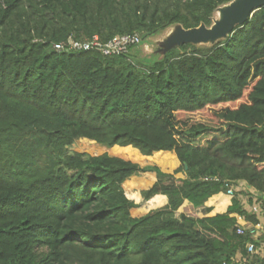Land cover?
Returning a JSON list of instances; mask_svg holds the SVG:
<instances>
[{"label": "trees", "instance_id": "1", "mask_svg": "<svg viewBox=\"0 0 264 264\" xmlns=\"http://www.w3.org/2000/svg\"><path fill=\"white\" fill-rule=\"evenodd\" d=\"M232 1L0 0V264H233L253 243L237 218L256 216L225 184L264 195V8L209 48L152 63L131 54L140 43L54 48L209 28ZM80 140L178 166L71 151ZM148 173L142 200L167 202L134 216L124 184ZM218 194L231 204L207 216ZM184 202L203 217L176 215Z\"/></svg>", "mask_w": 264, "mask_h": 264}, {"label": "rangeland", "instance_id": "2", "mask_svg": "<svg viewBox=\"0 0 264 264\" xmlns=\"http://www.w3.org/2000/svg\"><path fill=\"white\" fill-rule=\"evenodd\" d=\"M217 10L214 12V15L212 17V25L214 24L215 21L218 20ZM175 30H176L175 27H171L157 36L150 37L146 40H140V44L138 45L137 49L135 50L132 49L131 54H135L137 55L139 59H142L150 63L160 60L161 55L163 54L164 41L167 40L170 36H172ZM212 45H213L212 43L208 42L205 44L196 45V48L206 49V48L211 47ZM103 148L93 143H90L87 140H80L74 143V145L71 147V151L78 152V153H88L90 155H100L102 153H108L110 155L112 154V155L120 156L125 159H129L130 161L138 163L140 166H144L148 164L157 165L164 172H172L178 166L177 164L169 165V162H166V161H163L157 158H154V159L144 158L143 159V158L137 157L136 154L134 153L132 154L131 153L128 154L127 152L120 153L116 150H105ZM149 176L150 178H153V177L155 178L154 174L148 173V174L140 175V177H136V179L133 178L124 184V190H125L126 195L129 198H132L133 201L136 204H139L140 206V208L135 209L133 211L134 216H139L141 213L147 210H150L152 206L154 207L153 202L149 204L148 202L143 201L141 197V191L144 189H147L151 185ZM234 193H235V190H234ZM133 195H134V198H133ZM155 206H158V205H155ZM178 212L179 211L176 212V215L179 214Z\"/></svg>", "mask_w": 264, "mask_h": 264}, {"label": "crops", "instance_id": "3", "mask_svg": "<svg viewBox=\"0 0 264 264\" xmlns=\"http://www.w3.org/2000/svg\"><path fill=\"white\" fill-rule=\"evenodd\" d=\"M149 180L151 181L152 185V183L155 181V178H150L149 176ZM233 189L235 192H242L239 196V199L243 210H245L248 214L255 215L257 219V224H252L241 218H237L238 225L242 229L247 230L248 235L253 240V243L248 244H253L254 249L252 252H249L247 244L245 246L244 253L238 251L235 254L233 264H264V195L260 199V196L253 190L247 188L244 183H239L238 186ZM151 202H154V207L152 206L151 208L154 209L156 207L158 208L165 205L167 200L166 197L159 195L151 199L148 203L150 204ZM230 204L231 199L227 195L218 194L213 196L205 204L207 208H211L212 210L207 216H214L219 213H224ZM184 211H187V213L196 217H203L200 210H194L190 204H188V202H184L178 213L180 214Z\"/></svg>", "mask_w": 264, "mask_h": 264}, {"label": "water", "instance_id": "4", "mask_svg": "<svg viewBox=\"0 0 264 264\" xmlns=\"http://www.w3.org/2000/svg\"><path fill=\"white\" fill-rule=\"evenodd\" d=\"M261 8H264V0H233L217 10L218 20L209 28L200 25L195 29L184 30L176 26L174 34L164 41L163 53L184 44L199 45L210 42L214 45L227 38L235 27L244 25ZM143 38L144 36L141 37Z\"/></svg>", "mask_w": 264, "mask_h": 264}, {"label": "built area", "instance_id": "5", "mask_svg": "<svg viewBox=\"0 0 264 264\" xmlns=\"http://www.w3.org/2000/svg\"><path fill=\"white\" fill-rule=\"evenodd\" d=\"M68 46L64 44H55L54 48L58 51L60 50H73V51H97L104 56H114L121 55L128 52V49L131 46H137L140 43V38L137 35H122L117 36L109 41L102 43L97 37L92 38L91 40H69ZM226 193L228 196H233L234 189L232 186L225 184ZM243 229L239 228L237 234H243ZM254 249L253 244H248V251L252 252Z\"/></svg>", "mask_w": 264, "mask_h": 264}]
</instances>
